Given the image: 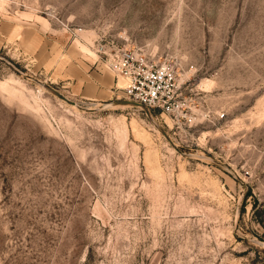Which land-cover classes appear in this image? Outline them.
Wrapping results in <instances>:
<instances>
[{"label":"rangeland","instance_id":"1","mask_svg":"<svg viewBox=\"0 0 264 264\" xmlns=\"http://www.w3.org/2000/svg\"><path fill=\"white\" fill-rule=\"evenodd\" d=\"M0 18V264H264V0H0ZM100 42L172 65L193 123L130 101Z\"/></svg>","mask_w":264,"mask_h":264},{"label":"built area","instance_id":"2","mask_svg":"<svg viewBox=\"0 0 264 264\" xmlns=\"http://www.w3.org/2000/svg\"><path fill=\"white\" fill-rule=\"evenodd\" d=\"M94 51L98 63L116 78L126 80L123 91L130 101L141 108L158 111L162 117H170L177 127L193 123L172 65L160 64L138 48H117L109 42L98 43Z\"/></svg>","mask_w":264,"mask_h":264},{"label":"crops","instance_id":"3","mask_svg":"<svg viewBox=\"0 0 264 264\" xmlns=\"http://www.w3.org/2000/svg\"><path fill=\"white\" fill-rule=\"evenodd\" d=\"M5 22L6 21L0 18V50L6 47V43L12 34V27ZM73 72L75 73L74 70ZM94 87L95 86L90 84V86L86 88V92L93 94V91H95Z\"/></svg>","mask_w":264,"mask_h":264},{"label":"bare ground","instance_id":"4","mask_svg":"<svg viewBox=\"0 0 264 264\" xmlns=\"http://www.w3.org/2000/svg\"><path fill=\"white\" fill-rule=\"evenodd\" d=\"M123 79V78H122ZM124 80V82H125V85L123 84V82H122V88L121 89H123L125 86H126V80L125 79H123ZM124 85V86H123Z\"/></svg>","mask_w":264,"mask_h":264},{"label":"water","instance_id":"5","mask_svg":"<svg viewBox=\"0 0 264 264\" xmlns=\"http://www.w3.org/2000/svg\"><path fill=\"white\" fill-rule=\"evenodd\" d=\"M68 101V100H67ZM73 104H75V103H73Z\"/></svg>","mask_w":264,"mask_h":264}]
</instances>
